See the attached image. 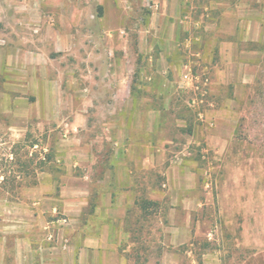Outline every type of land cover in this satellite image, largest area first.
<instances>
[{"label":"rangeland","instance_id":"obj_1","mask_svg":"<svg viewBox=\"0 0 264 264\" xmlns=\"http://www.w3.org/2000/svg\"><path fill=\"white\" fill-rule=\"evenodd\" d=\"M233 1L0 0V264H73L117 125L155 159L130 264H264V0Z\"/></svg>","mask_w":264,"mask_h":264},{"label":"crops","instance_id":"obj_2","mask_svg":"<svg viewBox=\"0 0 264 264\" xmlns=\"http://www.w3.org/2000/svg\"><path fill=\"white\" fill-rule=\"evenodd\" d=\"M241 0H234V7H247V14L249 15V3H240ZM245 13V12H243ZM238 22V17L235 18ZM242 21V19H241ZM247 21V20H244ZM19 66L27 65V53L19 52ZM9 63H11L9 58ZM19 78H22V73ZM25 77V76H24ZM16 113L14 116V123L17 124L22 117H18ZM25 117V116H24ZM27 117L24 118L26 120ZM20 124V123H19ZM107 132L116 123L104 122ZM114 133L115 138L108 136L107 151L110 153V164L114 163L113 169L111 165H106V169L100 182H103V190L99 192V198L106 201L102 206L95 207L90 215V220L84 224L85 231L88 233L82 241L77 257L73 258V264H130L131 254L127 253L133 241L126 244L127 237L130 235V219H133V204L136 196L131 188L133 178H135L137 171L140 169L155 168L153 143L150 138H136L134 134L128 132L127 129L116 126ZM109 134V133H108ZM117 134V136H116ZM94 158V155H92ZM94 160L89 161V171L95 167ZM77 162H73L75 167ZM92 173V172H91ZM115 181L116 189L111 186V179ZM149 178V177H147ZM128 180L129 184H123ZM94 177L85 179V185L88 188V183H92ZM77 193L76 191H73ZM93 192L86 190L85 194L88 196ZM65 220V218L63 219ZM74 220H78L77 217ZM80 225V223H79ZM44 262L47 264H56L54 257L45 258ZM58 262V260H57Z\"/></svg>","mask_w":264,"mask_h":264},{"label":"trees","instance_id":"obj_3","mask_svg":"<svg viewBox=\"0 0 264 264\" xmlns=\"http://www.w3.org/2000/svg\"><path fill=\"white\" fill-rule=\"evenodd\" d=\"M101 9V8H100ZM147 201V204H156L157 202H155L154 200H146Z\"/></svg>","mask_w":264,"mask_h":264},{"label":"built area","instance_id":"obj_4","mask_svg":"<svg viewBox=\"0 0 264 264\" xmlns=\"http://www.w3.org/2000/svg\"><path fill=\"white\" fill-rule=\"evenodd\" d=\"M185 77H187V74H185Z\"/></svg>","mask_w":264,"mask_h":264}]
</instances>
